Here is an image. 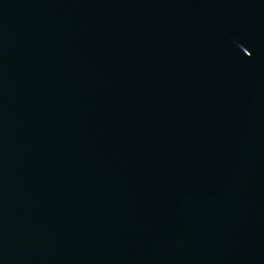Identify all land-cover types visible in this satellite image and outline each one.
Here are the masks:
<instances>
[{
  "label": "water",
  "instance_id": "1",
  "mask_svg": "<svg viewBox=\"0 0 264 264\" xmlns=\"http://www.w3.org/2000/svg\"><path fill=\"white\" fill-rule=\"evenodd\" d=\"M0 264H264V0H83L1 75Z\"/></svg>",
  "mask_w": 264,
  "mask_h": 264
}]
</instances>
